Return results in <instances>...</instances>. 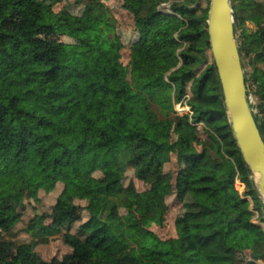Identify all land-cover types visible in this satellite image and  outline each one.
Returning <instances> with one entry per match:
<instances>
[{
    "label": "trees",
    "instance_id": "16d2710c",
    "mask_svg": "<svg viewBox=\"0 0 264 264\" xmlns=\"http://www.w3.org/2000/svg\"><path fill=\"white\" fill-rule=\"evenodd\" d=\"M206 1L124 0L138 39L135 60L122 67L124 45L102 1L87 0L73 15L52 13L45 0H0V240L15 249L5 264H34L37 247L59 235L71 252L43 264H264V228L253 223L259 221L249 202L264 222L263 198L225 107ZM232 8L264 139V32L241 27L253 19L264 25V0H232ZM12 18H19L15 29L7 26ZM42 34L78 44L47 45ZM187 100L192 113L178 114L176 105ZM60 160L56 204L23 229L32 241H6L18 236L23 219L18 167ZM149 163L154 176L145 191L125 186L130 168ZM172 163L176 170L167 172ZM172 197L181 214L176 237L164 240L153 227L167 222ZM77 223V239H69Z\"/></svg>",
    "mask_w": 264,
    "mask_h": 264
},
{
    "label": "rangeland",
    "instance_id": "374dc122",
    "mask_svg": "<svg viewBox=\"0 0 264 264\" xmlns=\"http://www.w3.org/2000/svg\"><path fill=\"white\" fill-rule=\"evenodd\" d=\"M50 7L52 13H57L63 9L69 11L73 15H81L86 6L87 0H45ZM102 1L108 9V14L112 25H114L117 34L120 36L123 42L122 50V60L121 66L128 67L129 63L135 60V54L133 50V44L138 39V34L134 27V22L132 17L124 10L123 3L124 0H100ZM202 7H206L207 1L200 0ZM210 7V6H209ZM19 24V18H12L7 26L9 29L17 28ZM241 27H246L251 31L261 30L264 32V25L259 19H253L252 21H247L242 23ZM99 31V29H95ZM40 38L47 45L62 44L67 47H74L78 42L74 39L59 36V35H49L42 34ZM124 87L130 88V76L124 83ZM189 100V98H188ZM188 100L182 104L176 105V111L180 115L191 114L192 109L188 105ZM202 126L199 130L203 132ZM136 146L140 145V140L137 139ZM64 162L60 160L58 163L45 162L38 165L35 162L21 165L18 167L19 180L22 183V188L18 190L15 194L17 212L23 215L22 222L17 226L16 232L17 237L5 236L6 241H16L19 243H29L32 241V237L23 233V229L27 223L35 218L37 215H42L50 213L54 205L58 194L62 189L60 181L63 177ZM167 172H173L176 170V165L174 163L166 167ZM154 176V164L149 163L141 171L136 172L133 168H130L126 173L125 186L133 182L138 191L142 192L147 189L145 181ZM236 188L241 193V204L246 212V207L243 205L242 195L246 191L244 186L240 181L236 183ZM54 190V191H53ZM50 192V193H49ZM2 198L7 204H11L10 194L8 192L2 193ZM249 202L256 207L255 217L259 222H253L248 216V218L255 224L264 228V222L259 218V207L255 204L253 199L249 197ZM169 205V212L167 215V222L162 227H153L155 231L162 239L167 240L176 237L175 230V220L181 214V206L178 204L174 197L169 198L167 201ZM82 207H86V203H79ZM264 204V201H263ZM92 211L94 213L99 212L98 206H93ZM124 213V211H122ZM247 214V213H246ZM89 217L88 212H83L82 219L83 222ZM81 223H77L72 232L68 233V238L76 240V229ZM37 256L34 264H43V262H50L53 259H62L65 255L71 252L70 248L65 245L63 236L59 235L52 239L51 243L48 245H39L36 249ZM15 255V249L3 243L0 240V264H5L10 261ZM249 258V256H248Z\"/></svg>",
    "mask_w": 264,
    "mask_h": 264
},
{
    "label": "water",
    "instance_id": "95a60500",
    "mask_svg": "<svg viewBox=\"0 0 264 264\" xmlns=\"http://www.w3.org/2000/svg\"><path fill=\"white\" fill-rule=\"evenodd\" d=\"M234 23L232 0H210L209 42L225 107L243 159L264 201V139L250 107Z\"/></svg>",
    "mask_w": 264,
    "mask_h": 264
},
{
    "label": "bare ground",
    "instance_id": "6f19581e",
    "mask_svg": "<svg viewBox=\"0 0 264 264\" xmlns=\"http://www.w3.org/2000/svg\"><path fill=\"white\" fill-rule=\"evenodd\" d=\"M257 179H258V176H257Z\"/></svg>",
    "mask_w": 264,
    "mask_h": 264
},
{
    "label": "built area",
    "instance_id": "2783aa9c",
    "mask_svg": "<svg viewBox=\"0 0 264 264\" xmlns=\"http://www.w3.org/2000/svg\"><path fill=\"white\" fill-rule=\"evenodd\" d=\"M192 113V112H191Z\"/></svg>",
    "mask_w": 264,
    "mask_h": 264
}]
</instances>
